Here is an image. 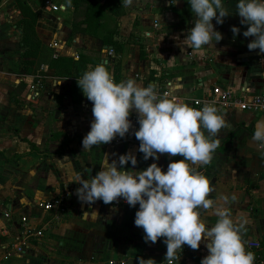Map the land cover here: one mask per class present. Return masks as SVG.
Returning <instances> with one entry per match:
<instances>
[{"label": "crops", "instance_id": "crops-1", "mask_svg": "<svg viewBox=\"0 0 264 264\" xmlns=\"http://www.w3.org/2000/svg\"><path fill=\"white\" fill-rule=\"evenodd\" d=\"M95 1L108 17L104 20L105 27L113 28L112 40L120 44L116 83L131 79L139 86L155 85L156 92L161 94L162 89H166L167 98L180 103H186L191 97L210 96L214 91L243 95L246 99L261 93L264 55H259V50L249 51L247 47L253 38L243 36L247 26L241 25L236 15L238 0H222L230 16L224 18L222 25L215 20L213 24L223 39L214 48L205 46L202 56L195 55L181 42L194 26L195 14L188 0H132L133 6H124L123 0H119L120 12H113L112 6L106 8L110 0ZM6 2L12 7V0ZM25 2L37 14L36 27L44 16L52 20L58 30L53 32L55 36L45 29L36 31L46 45L54 48V53H59L71 30L73 8L62 11L60 5L64 3L55 6L45 0ZM12 11L15 20L19 19L18 11ZM3 16L0 14V47L20 39L19 29L15 25L11 28ZM234 26L240 29L235 37L231 31ZM130 33L137 35L136 42L124 40ZM72 36L71 48L87 55L88 61L95 60V66L105 64L112 74V65L106 59L107 46L102 45L98 37L80 32H73ZM19 52V49L0 48V264H66L64 260H74L75 264H96L95 261L100 264L115 252V244L120 251V243L130 236L134 251L136 247L139 249L144 238L141 236L143 229L134 224L139 205L130 207L123 198L109 205L103 201L88 205L82 203L76 193L69 195L64 207L57 210H42L35 202L62 194L68 186L78 184L76 175L90 180L108 158L111 162L118 160L120 155L132 153L138 163L133 167L129 162L124 170L137 172L146 170L152 163L166 172L169 163L183 158L162 154L158 161L153 158L145 161L138 151L140 142L135 138V131L139 129L135 110L129 117L131 137L127 133L124 138L117 136L107 145L83 151L82 140L94 119L93 105L84 96L73 103L67 79L59 77L50 82L53 91L58 89V82L66 84V89L55 92L61 95L57 97L59 101L49 100L46 106L47 96L41 97L37 101L40 105L37 114L28 107L14 106L6 97L9 87L19 80H23L30 91L34 74L30 66H17ZM43 67L38 69L51 74V69ZM23 69H27L26 72ZM166 81L168 86H164ZM217 114L225 122V127L213 138L219 141V146L209 164L196 167L209 181L211 191L207 198L213 201V208L197 211L206 227L211 228L217 220L214 208L226 207L235 224H244L240 235L246 250L255 254L254 264L259 261L264 264V147L252 141L256 124L264 120V116L232 107L220 109ZM40 126L41 137L37 141L32 131ZM13 129L16 132L10 133ZM23 129L28 132L25 134ZM201 130L208 136L206 130ZM46 139L47 148H44ZM11 143L20 147L10 149ZM5 211L8 218L2 215ZM85 212L87 215H83ZM21 216H26L29 224L41 229L42 234L39 238H29L18 252L12 245L16 244L15 234H18ZM251 242L259 246L252 247ZM206 244L207 241H202L198 250L184 245L173 264H201L208 255ZM166 251L161 238L155 244L145 242L138 253L123 261L140 264L141 260H151V264H161L163 257L164 264H168Z\"/></svg>", "mask_w": 264, "mask_h": 264}, {"label": "clouds", "instance_id": "clouds-1", "mask_svg": "<svg viewBox=\"0 0 264 264\" xmlns=\"http://www.w3.org/2000/svg\"><path fill=\"white\" fill-rule=\"evenodd\" d=\"M123 3L128 6L132 0ZM188 3L195 14L194 26L181 42L202 56L205 46L214 48L223 39L213 20L222 25L224 18L230 16L229 11L222 0ZM71 7L72 0L60 5L62 11ZM236 15L241 25L247 26L243 36L253 38L247 45L249 51L259 50L258 54L264 55V0H238ZM231 31L234 37L240 34L235 26ZM77 84L93 105L94 119L82 140L83 151L107 145L117 136L124 138L132 127L129 117L135 110L139 123L135 138L140 142L138 151L143 159L158 161L162 154L183 158L169 163L166 172L157 163L138 172L124 170L129 162L133 167L138 163L132 153L111 162L108 158L90 180L76 175L75 181L80 185L76 189L78 199L88 205L97 201L109 205L123 198L130 207L139 205L134 224L143 229L146 243L155 244L163 238L168 264H173L184 245L198 250L202 241H207L208 255L201 264H254L255 254L246 250L241 239L244 224H235L226 207L214 208L217 220L211 228L206 227L197 211L213 208V201L207 198L211 191L209 181L196 167L209 164L219 146L213 138L225 122L217 108L205 104L196 109L187 103L173 102L166 94L158 95L155 85L143 87L131 79L116 83L103 64L85 71ZM252 141L264 147V120L257 122ZM93 213L99 216L98 212ZM140 264H151V260H141Z\"/></svg>", "mask_w": 264, "mask_h": 264}, {"label": "trees", "instance_id": "trees-1", "mask_svg": "<svg viewBox=\"0 0 264 264\" xmlns=\"http://www.w3.org/2000/svg\"><path fill=\"white\" fill-rule=\"evenodd\" d=\"M13 6L18 11L20 18L17 20L16 27L19 29L20 40L25 57L36 58L41 61L34 70H38L40 66H45L52 70V73L57 77H69L70 85L68 89L69 96L72 102H78L79 96H74L75 91L80 92L77 80L80 79L85 71L88 70V57L85 54H78L76 58L68 56L54 55L50 53V46H45L37 38L34 31V23L37 14L33 11L25 0H13ZM72 15H71V31L86 34H92L98 37L102 45L107 46V50L113 52L112 56L106 57L107 62L112 65V75L117 81L118 72V54L120 52V44L112 40L113 28L105 27V15L101 5L95 0H72ZM102 20L100 21V18ZM105 27V28H104ZM94 30V31H93ZM98 32V33H97ZM6 45H1V48ZM141 55V52L139 53ZM37 60V61H38ZM102 64V63H98ZM106 66L105 64H103ZM41 73V70H38ZM75 92V93H74ZM32 150H34L32 148ZM144 232L141 234L144 237ZM145 240L142 238L139 249L144 245ZM264 242H262L263 244ZM258 253H256L257 255ZM259 255V254H258Z\"/></svg>", "mask_w": 264, "mask_h": 264}, {"label": "rangeland", "instance_id": "rangeland-1", "mask_svg": "<svg viewBox=\"0 0 264 264\" xmlns=\"http://www.w3.org/2000/svg\"><path fill=\"white\" fill-rule=\"evenodd\" d=\"M45 1H49L52 5H55V6H58L59 3H65V0H45ZM44 5H46V4H44ZM107 6H112V8H110V9L114 10L113 12L118 11V9L120 8L119 0H110L109 1V5L107 4L106 8H107ZM131 6H133V4H131ZM12 10H16L14 8V6H13V0H12V7L9 6V4L6 2V0H0V14H4L3 17L6 19V23H8L11 28L12 27L15 28V26L17 24L16 22H17L18 19L15 20L14 12ZM111 10H109V11H111ZM43 11L46 13L45 10H43ZM118 12H120V10ZM36 22L37 21H35V23H34V31L36 33V36L40 40V42H42L46 46V43H44L42 41L41 37L38 35L36 30L39 29V30H43L44 31V29H45V30L50 32V35L53 32H57L58 30L54 26L52 20L49 19L46 16H44V18L40 21V24H39L38 27H36V25H37ZM112 27H115V26L113 25ZM72 35H73V32L70 30V33L67 34V37L63 41L62 47L60 46L61 49L59 48V51H58L59 53H54V48L49 47L50 48V53L52 54V52H53L54 55L68 56V57H72V58H75V56L80 54L79 51L74 50L73 48L70 47V41H71V39L73 37ZM53 36H55V33H53ZM136 38L138 40L137 35H134L133 33H130V35L127 36L124 40L127 41V42H136L137 41ZM19 40L16 41V43H12L11 45H6L5 47H3V49H19L20 50V52L18 53V61H17L18 65L17 66H22V68H25L26 66H30L29 69H32V70H30V72H32V74H34L33 75V81L37 80V82L39 84L38 94H37V96H34V97L30 96L29 97V94H32V93L26 89V85H25L24 81L23 80H19V81L16 82L15 86H10L9 87L10 91L8 92V95L7 94H5V95H6V97L9 98V101H11V103L14 106H16L18 108H25V109H26V107H28L34 112V114H37V111L40 110V108H39L40 105H39V103L37 101L40 100V98L44 97V96H47V98H48L47 99V103H45V106L48 105V103H49L48 101L49 100L59 101V99L57 97H60L61 95L59 93H55V92H60L62 89L65 90L66 89V84H64L62 82H58L57 83L58 89L56 91H53L52 89L54 87L50 84V82L54 81L55 79H58L59 77L55 76L52 73V71H51V74H49V75H47L44 71H41V73H39L38 72L39 69L33 71L35 66H38V64H39L38 62H41V61H39L37 59V57L36 58L25 57V55L23 53L24 49H22L21 43L19 42ZM47 46H49V45H47ZM112 54H113V52H111L110 56H112ZM87 63L91 64V65H87V67L88 66H95V64H96L95 60L91 61V59ZM92 68L93 67H88V70H90ZM23 70L26 72L27 69H23ZM59 79H62V80L67 79L69 82L71 80L69 77H67V78L66 77H63V78L60 77ZM6 86L8 87L9 84H7ZM7 90H8V88H7ZM75 92H74L75 93L74 96L75 97L79 96V99H81V97L84 96V94L82 93V90H80V92H79V90L75 91ZM84 98L86 99L85 96H84ZM73 103H76V102H73ZM40 116H38V117H40ZM38 128L39 129H37L35 131H32V134L35 135L36 139H38L37 141H40L41 126L38 127ZM4 130H6V128H4ZM22 131L25 134L28 132V130H26V129H23ZM15 132H16V129L10 130V133H15ZM46 145H47V139L45 140L44 148H47ZM19 147H20L19 144L11 143L10 149H18ZM35 204H36V207L39 208L38 205H37V202H35ZM15 235H17V232H16ZM133 236H135V234H133ZM129 238L131 240L130 239L127 240V241L125 240L124 242L120 243V245H121L120 246L121 247L120 251L116 250V246H118V244H115L116 245L115 248H114L115 252L113 254L108 255L106 261L100 262V264H108L107 262L109 260L115 261V262H119V261H121L123 259L130 258L131 256H133L136 253H138L139 252L138 247H136L135 251H134V247H133L134 245H133V241H132L133 237L130 236ZM28 239H26V241ZM124 244H128V245H124ZM60 262L62 263L63 260H60ZM95 262H97L96 264H99L98 261H95ZM125 262H126V260H125ZM63 263L75 264L74 260L73 261L72 260H67V261L64 260ZM91 263H93V262H91ZM160 263L161 264L165 263L163 257H161Z\"/></svg>", "mask_w": 264, "mask_h": 264}, {"label": "built area", "instance_id": "built-area-1", "mask_svg": "<svg viewBox=\"0 0 264 264\" xmlns=\"http://www.w3.org/2000/svg\"><path fill=\"white\" fill-rule=\"evenodd\" d=\"M52 9H55V7H52ZM111 50L107 51L108 56L111 54ZM77 56H75L76 58ZM40 69H44L43 66L40 67ZM169 82H165L164 86H168ZM30 92L32 94H29V97L37 96V91L39 89V84L37 80L33 81L29 86ZM161 91V90H160ZM158 95L164 96L165 94L168 97V93L166 89H162V91ZM186 103L193 108L200 109L205 104H211L217 108V112L220 109H226V108H236L240 111H251V112H257L264 116V86L262 88V91L258 95H253L246 99L243 95H234L226 91H214L213 94L210 96H200V97H191L186 101ZM132 132L129 131V136L131 137ZM80 187V185H70L68 186L65 191L62 194H58L54 197H51L47 200H40L37 202V205L42 210H57L64 207L65 203L68 200L69 195L72 193H76V189ZM3 217L8 218V213L5 211L2 213ZM18 234L15 238V245H12V247L17 250L18 252L22 251V247L24 246V243L26 242V239L28 238H39L42 234L41 229L36 228L35 226H31L27 220L26 216H21L19 218L18 223ZM252 247H258V243L251 242L249 244ZM258 257V255H256ZM108 264H124V261L121 260L119 262L111 261L109 260L107 262ZM168 263V262H167ZM258 264H262V262H258Z\"/></svg>", "mask_w": 264, "mask_h": 264}, {"label": "water", "instance_id": "water-1", "mask_svg": "<svg viewBox=\"0 0 264 264\" xmlns=\"http://www.w3.org/2000/svg\"><path fill=\"white\" fill-rule=\"evenodd\" d=\"M124 264H133L132 260H127Z\"/></svg>", "mask_w": 264, "mask_h": 264}]
</instances>
